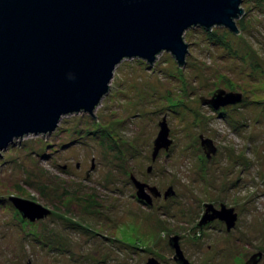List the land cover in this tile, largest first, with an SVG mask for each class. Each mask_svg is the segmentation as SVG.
<instances>
[{
    "label": "rangeland",
    "instance_id": "374dc122",
    "mask_svg": "<svg viewBox=\"0 0 264 264\" xmlns=\"http://www.w3.org/2000/svg\"><path fill=\"white\" fill-rule=\"evenodd\" d=\"M240 7L237 34L223 27L185 32L183 67L167 52L151 67L123 60L93 117L65 116L50 135H29L2 151L0 246L42 239L45 224L72 248L80 234L73 225L98 223L74 209H110L107 234L125 241L132 234L141 249L138 264L173 256L174 237L189 264H246L258 253L257 264H264V0H243ZM216 41L226 49L209 44ZM217 90L240 94L241 101L217 110L201 102ZM163 119L172 143L153 161ZM201 137L216 148L210 158ZM131 176L156 187L161 198L139 204ZM169 187L174 195L165 200ZM11 197L54 207L57 219L22 230ZM206 205L232 209L234 227L199 226Z\"/></svg>",
    "mask_w": 264,
    "mask_h": 264
},
{
    "label": "water",
    "instance_id": "95a60500",
    "mask_svg": "<svg viewBox=\"0 0 264 264\" xmlns=\"http://www.w3.org/2000/svg\"><path fill=\"white\" fill-rule=\"evenodd\" d=\"M242 1L0 0V154L29 135H50L65 116L83 113L93 117L123 60L140 59L151 67L158 54L167 52L183 67L188 55L187 30L223 27L237 34L235 21L243 14ZM240 101V94L223 90H217L210 100L201 99L215 110ZM158 126L153 161L172 143L165 119ZM200 140L207 158L216 153L210 140ZM131 181L137 197L147 205L152 203L151 196L161 197L156 187L132 176ZM173 195L169 187L163 197ZM10 201L30 222L50 214L25 199L11 197ZM205 208L199 226L217 219L227 231L234 227L232 209ZM169 246L179 264H189L178 237L171 238ZM260 258L258 253L246 264H257ZM148 264L156 262L149 260Z\"/></svg>",
    "mask_w": 264,
    "mask_h": 264
},
{
    "label": "flooded vegetation",
    "instance_id": "af4514ba",
    "mask_svg": "<svg viewBox=\"0 0 264 264\" xmlns=\"http://www.w3.org/2000/svg\"><path fill=\"white\" fill-rule=\"evenodd\" d=\"M146 190L148 191L147 188ZM147 191L146 193L148 194L149 191ZM85 197L92 199L91 194L88 195V193ZM160 198L150 197L151 202L159 200ZM77 199L84 200L83 197H77ZM137 202L141 205H147L142 200H137ZM44 208L50 214L34 222L23 219L14 208L15 212L20 216V220L23 222L22 225L20 224L21 229L24 230V228L34 227L37 222H52L57 219L55 217L54 207L45 206ZM74 210L77 212V215L94 214L95 220L98 223L89 226L85 224L73 225V230L79 231L80 234H78L79 238L72 240V248L69 247L65 240H60V236H57L54 232H49L48 230L50 228L47 229V226L42 224L41 228H39V236L42 239L33 238L30 241L24 240L17 242L16 240H10L9 242H4L0 246V264H138V260L135 261V258L140 248L136 246L137 242L135 240H129V237L133 238L132 234L129 235L128 241L112 238L111 235L107 234L110 230V224L108 223L110 217L108 215L113 210L107 209V213H104L103 210L90 212L84 209L83 212H80L78 208ZM104 221L106 222L105 224L102 223ZM215 222L218 223L220 221L215 219L208 223ZM121 230L124 232V229ZM57 237L60 239H54ZM148 260H154L156 264H179L174 258V255L169 256L167 260L149 258L144 264H148Z\"/></svg>",
    "mask_w": 264,
    "mask_h": 264
},
{
    "label": "trees",
    "instance_id": "16d2710c",
    "mask_svg": "<svg viewBox=\"0 0 264 264\" xmlns=\"http://www.w3.org/2000/svg\"><path fill=\"white\" fill-rule=\"evenodd\" d=\"M204 33L207 35L208 38H210V35H208V33H206V32H204ZM212 40H214V38H213ZM223 43H224V42H221V41H218V42H217V41H216V43L211 42V43H209V44H211L212 46L221 47L222 49H226L225 46L223 45ZM212 46H211V47H212Z\"/></svg>",
    "mask_w": 264,
    "mask_h": 264
}]
</instances>
